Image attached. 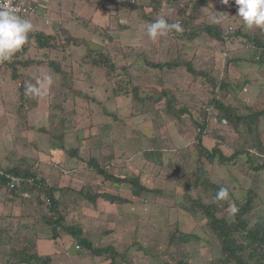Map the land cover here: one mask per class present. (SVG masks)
<instances>
[{
	"label": "trees",
	"instance_id": "trees-1",
	"mask_svg": "<svg viewBox=\"0 0 264 264\" xmlns=\"http://www.w3.org/2000/svg\"><path fill=\"white\" fill-rule=\"evenodd\" d=\"M34 1L38 3L37 0ZM98 1L104 3L106 0ZM109 1L117 2L115 0ZM135 1L137 2L133 7L131 6L133 3L126 4L127 7L129 9L141 8V16L143 15L145 18L146 14L142 13V8L152 5L154 9H157L154 3L159 4L160 2L159 0ZM178 1L182 2V7L188 8L191 5L192 10L202 6L205 2L204 0H169L168 5L170 7L175 6ZM146 3L150 5H146ZM182 7L179 8V13L176 17H164L168 23L179 22L184 31L182 33L172 32L167 37L158 40L160 41L158 50L165 51L163 61H152L150 56L143 51L137 53V56H134L137 58L132 61H126V54H124L123 59H117L116 55L106 52L108 45H105L104 39L109 37L113 48L112 51L117 50L115 45L118 44L117 35L120 36L119 32L114 38L115 35H111L107 27H102L104 28L101 29L103 34L99 35V37H94V40H92L86 35L76 34L68 26V23L75 22L77 27L88 30L90 24L86 21L87 18L80 17L76 13L69 16L63 13V16L50 17L49 23L53 33H46L40 30L31 32L28 42L10 61L2 63L0 71L5 73L6 81L14 89V92L18 94L22 105L26 103L23 100L27 98L24 88L25 83L33 76L39 74L41 66H46L48 71L58 74L59 87L57 91L48 97L46 125L42 126V130L47 132L49 138L54 141L59 138L65 139L69 134L70 130H67L66 125L68 120H70L66 117L67 103L78 97L88 98L93 104H100L105 100L115 102L116 97L119 96L126 101H130L129 116L131 117L136 114L139 116L150 114L152 119L166 117L168 122L175 119L179 120L183 118V115H188L195 126L194 142L199 145V147H195L194 154L197 168L188 174V178H186L181 167L178 165L176 168L172 167V159L169 158L166 162L167 174L171 178H176V182H181L184 178L188 179L190 183L182 185L184 189L190 187L193 190H198L201 188L204 192V197L211 200L205 202L202 198L198 199L200 197H193L191 193H185L186 195L183 198L189 200V203H183L184 209L190 213L200 210V214L208 219L210 229L219 239L220 251L223 257L216 264H264V203L256 187H249L253 191L248 189L244 202L241 204L235 203L239 211L235 215L231 213L228 215L227 210L230 212V207L227 202H214L213 198L217 192H209L211 186L215 187V189L218 188V190L220 187L211 185L205 177L201 181L198 178V172L202 171V162L212 164L214 163L213 161H218L226 165L233 163L236 158H242L243 161H253L257 158V151L259 150L256 148V142L251 145L248 137L254 138L253 133L257 130V120L264 115V105L263 109L252 112L245 101L241 103L234 99V102L231 103L224 100L217 95L219 91L227 94L228 85L222 82V78L218 79L215 75L210 76L206 69L195 67L194 60L197 62L198 59L196 57L182 59L189 52L193 54L192 52L195 51L198 45V42L194 41V39L200 34L194 25V13L185 12ZM226 9L227 6L225 5ZM41 10V8H38V14H40ZM44 10L45 13L50 11L49 8ZM42 13H44L43 10ZM223 17L225 24L222 23L219 28L216 24H204V27H202L204 30L203 34H206L215 40L216 44L220 45L244 39L241 42L244 43L242 47H246L250 53L248 60L258 65L259 73L264 77V35L254 37L252 33L249 35L240 30L239 26L236 27L234 25L236 17L229 15V13H223ZM25 18L28 17L25 16ZM139 21L143 22L142 18ZM149 21L153 22L154 19ZM96 26L95 24L93 25V32L94 29L101 28ZM118 27L120 28L119 31L131 29V24L126 22L125 24H119ZM209 50L213 52V48ZM168 54L176 57L172 59V56ZM239 59L241 58H230V61H238ZM72 63L77 64L76 69H73L74 65ZM180 66H184L187 73L197 75L203 79L209 76L210 87L207 88L206 86V94L208 92V96L203 100L202 104L198 101L197 109L194 107L195 104L189 107L183 105L182 100L177 101L179 95L176 94L181 89L176 88L171 91L169 89L171 81L168 78L162 79L160 76L156 78L153 75L154 69L166 72L176 70ZM227 66L228 63L224 65V69H227ZM93 79H98L100 86L104 87L105 95L103 98L96 94L88 97L87 93H94L95 91L93 90L95 88L94 82H92ZM84 80L87 81V85H81ZM200 86L205 87L203 84H200ZM101 92L103 93V90ZM200 105L201 107L198 109ZM197 110L204 114V118L193 114V111ZM111 119L116 124H119L120 120H122L116 114L111 115ZM210 119H214L217 125H225V127L244 137L242 145L233 150L231 149L230 152L228 150L225 151L223 140L219 136L213 135V147L210 149L206 147L201 137L202 134L207 133ZM121 122L124 123L123 120ZM221 127L224 128L223 126ZM219 130H214L213 134L217 131L219 132ZM217 138L220 140L219 142ZM150 139H152V142L154 140L155 143L158 141L156 137H150ZM168 139H170L168 141L170 144L167 146H162L161 141L155 145V156L153 153L149 154L142 151L148 146L140 148L138 151L140 150V152L145 154L144 158L146 160L148 159L161 165L164 160L162 150L165 148L172 150L174 147L173 138L169 135L164 137L165 141ZM115 140L114 138L113 141L116 142ZM70 149L72 151H68ZM70 149L68 148L65 151L77 154L79 148L73 147ZM148 149L146 150L148 151ZM85 151L88 157L80 159L86 162V171L92 172L100 178L95 180L96 177L92 176L93 179H87L75 192L69 191L71 188L64 189L48 181V178L43 174L39 157L22 155L12 165L6 167L7 171L21 175L25 180L16 192L6 187L4 178L0 177V185L17 197L20 202H23L19 216L0 215V245L8 246L7 256L0 257V264H56L52 262L50 256L37 253L35 241L39 232L51 235L54 241L62 233H67L73 237L76 245L79 246V253H90L96 257L110 260V264H119L116 261L119 256L120 259H124L123 255H119L113 245L97 246L92 243L91 240L83 236L82 227L69 221L67 215L76 206V201L78 200H87L95 203L100 199L114 204H123L136 201L141 192H149L150 188L141 184L139 176L136 174L122 175L116 172L114 170V160L116 158L114 153H100V156L97 157L93 156L88 148H85ZM151 157L155 158L151 159ZM258 167L263 169L264 163ZM56 168L60 170L62 165L57 163ZM179 170L181 171L180 176ZM29 177H31V181H28ZM104 182H108V185L103 186ZM122 185H126L131 197H125L122 194L124 191H113L111 189L113 186L119 187ZM24 191L28 194V197L22 196L20 199L15 194ZM71 196H75L76 201L71 202ZM220 213L222 214L218 215ZM178 235L172 233L167 242L168 246L177 245L179 242L181 244L186 243L192 237L188 233ZM251 258L254 259L250 261ZM211 260H214V258ZM172 264H187V260H174ZM208 264H213V262L210 261Z\"/></svg>",
	"mask_w": 264,
	"mask_h": 264
},
{
	"label": "rangeland",
	"instance_id": "rangeland-1",
	"mask_svg": "<svg viewBox=\"0 0 264 264\" xmlns=\"http://www.w3.org/2000/svg\"><path fill=\"white\" fill-rule=\"evenodd\" d=\"M39 1L41 2L39 7L44 13H41V10L39 15L28 18L31 19L35 26L34 30H42L44 26H48L47 21H45L46 16H44V9L48 7L47 6L44 8L45 1H48V4H51L53 8H49V10L52 11H49L47 14H45L47 17L50 14L52 17L56 13L59 14L56 16H63V13L69 16L73 13H76L80 17L83 16L93 18L97 22L101 23L96 26L101 28L94 29V32V24L91 23L90 19L86 20L90 24L88 30H83L82 28L77 27L75 22H71L70 24L68 23L70 29L74 30L76 34L86 35L87 37H90L92 40H94V37L96 38L103 34L101 29H104L102 28L104 26H107V30L110 31L111 35H115L114 38H116V34L119 32L120 36L117 35L118 44L115 45V49L117 50L112 51L113 48L109 37L104 39L105 45H108V50L106 49V52L116 55L117 59H123L124 54H126V61L134 60L137 57L133 56H137V53L143 51L141 45L132 46L128 43L134 41H146L149 39L145 33V26L147 23H150L149 20L154 19L155 21L161 16L176 17L179 13V8L182 7V2L179 1L175 3V6L170 7V5H168L169 0H159V4L154 3L157 9H154L152 5L144 6L142 8V13L146 14L145 18L143 15L141 16V8H126V6L130 3H133V5H131L133 7L137 2L135 0H115L117 1L116 3H113L109 0H106L104 3L99 2L98 0ZM204 1L205 2L202 6L194 10H192L191 5L188 8L182 7L185 12H191V14L194 13V25L198 33H200L194 39V41L198 42V45L196 46L195 51H191L193 54L189 52L182 59L196 57L198 59L197 62L194 60L195 67L206 69V72L210 76L215 75L218 77V79L222 78V82L228 85L227 94H224V92L221 93L219 91L217 95L222 97L224 100H227L231 103L234 102V99L240 101L241 103L245 101L252 112H257L260 109H263L264 77L260 75L258 65L248 60L250 53L246 47H242L244 46V43L241 42L244 41V39L235 41L234 43L228 42L225 45H220L216 44L215 40L211 39L206 34H203L204 30L202 27H204V24H216L212 22V14H215L221 20V23L216 24L218 28L221 27L220 25L225 22V20H223V13L225 12L236 17L234 25L238 27L237 25L239 18L235 16L237 11L236 6L229 3L226 5L227 9L225 10V4L222 3V0ZM146 5L150 4L146 3ZM130 10L131 14L134 15V20L131 22L133 24L130 23L131 28L135 27V25L138 23L137 19L142 18L143 22H139L134 29L119 31L120 28L118 25L125 23L122 21H125V18L128 16V14H130ZM239 28L249 35L252 33L254 37L264 35V30L260 28L254 27L252 29H247L240 26ZM105 41H109V43H106ZM212 48L213 52H210L209 49ZM173 57L176 56L173 55L172 59ZM237 57H240L241 59L238 61H230V58L236 59ZM227 63V69H224V65ZM72 64L74 65L73 69H76L77 64ZM41 72L43 73V68L41 69ZM50 73L53 74L55 80V84L50 92V95H52L58 90L59 81L57 73ZM153 75H155L156 78L160 76L162 79L168 78L170 80L168 73L162 72V70L160 71L159 69H154ZM176 76V82H173L171 78L172 81H170L172 83L170 82L169 89L174 91L176 88H180L181 90H179V92L176 94L180 97L177 98V101L179 102L182 100V104L189 107L195 104L194 107L197 109L199 105L198 101H200L202 104L203 100L208 96V92L206 94V86L207 88L210 87L209 76H206V78L203 79L197 75L187 73L184 66H180L178 69H176ZM97 80L98 79H93L92 82H94L93 85L95 86L93 90L95 91L94 93H87L88 97H91L93 94H96L100 98L104 97V87L100 86ZM200 84L205 85V87L200 86ZM81 85H87V81L84 80ZM101 90H103L104 94L101 92ZM7 103L8 105L6 106H9V102ZM121 103L120 97H117L116 102L105 100L100 104H93L92 101L84 97H78L77 99L69 101L67 103L68 110L66 113V117L70 119L66 124L67 130H70L68 137L65 140L63 138L55 140L56 142H62L64 144L62 147L63 150L73 147L79 148L77 154L73 155V158H75V160L77 159V161L80 158L86 159L88 157L86 156L87 154L85 148H88L91 154L97 157L100 156V153H114V155H116L114 160V170L116 172L122 175L136 174L139 176L140 183L150 188L149 192H141V195L136 198L137 202H133L128 206L118 207L126 212L129 211V213H135V215H148V221H146V218L138 221L135 215L132 217L133 220L130 222L131 225H134V227H132V242L128 243V240L121 241L118 238H114L115 240L113 243L116 246V250L119 252V255L122 254L124 257L122 260L118 255L119 257H117L116 261L119 264H165L168 262L172 264L174 260L179 259L185 261L187 260V264H208L210 261H212L213 264H216L220 262L223 257L220 251L219 239L217 238V235L210 229L208 219L200 214V210L190 213L187 212L184 209L185 206H183V203H189V200H185L186 198H183L187 193H191L193 197H200L198 199L202 198L205 202H209L211 200L204 197V192L201 190V188L198 190H193L190 187L184 189L182 186L190 183L186 178H188V174L197 168V162L194 159V154L196 149L195 147H199V145L194 142L195 126L190 121V117L188 115H183V118L179 120L175 119L167 123H163L161 120L167 119L166 117H156V119H152L150 114L147 116H139L136 114L135 116H132L128 119L131 103H129L128 106H125L124 104L122 105ZM10 105L13 106V103ZM114 105L117 107L114 108ZM200 107L201 105L198 109H200ZM110 114H116L120 119L123 120L124 123H122L120 120L119 124H116L111 119ZM193 114H197V116L204 118V114L199 110L193 111ZM45 118L46 115L41 114L38 111V114L36 115V120L38 123H36V126L42 124ZM34 119L33 121H35ZM11 120L13 122V129H15L16 126L19 128L21 127V123L20 121L17 122L15 114L12 115ZM257 122V130L253 133L254 138L252 139L251 137H248L249 143L251 145H254L253 142H256V148L259 150L257 151V158H255L253 161H243L242 158H236L233 163L226 165L221 164L218 161H213L214 163L212 164L202 162V171L198 172L199 181L205 177V179L209 180L211 185L220 188H228L231 197V199L227 201L229 207L232 202H238L239 204L243 203L248 189L253 191L249 187L253 186L256 187V190L259 192V195L263 199L262 201L264 203V167L263 169L258 167L260 164L264 163V115L259 117ZM221 126L217 125L214 122V119L209 120L207 133L202 134L201 137V139L203 138L205 140L204 144L209 147V149L212 148L214 145V135L219 136L223 140L225 143L223 145L225 151L228 150L230 152L231 149L233 150L236 147H240L244 141V137L240 136L237 132H233L232 129L225 127V125ZM216 129L220 130L219 132L217 131L213 134V131H216ZM223 129L224 131H222ZM5 132L6 128L0 129V141H2L4 146L9 149L12 146V141H18L19 138L17 137L18 135H13L11 138V135ZM18 134L21 135V137H24L22 136V131H19ZM167 135L173 138L174 147L172 150L167 148L162 150L164 156L162 164L159 165L158 163H153L148 159L146 160L144 158L145 154H143V152L149 154L153 153L155 156L156 149H154V147L158 142L161 141L162 146H167L170 144V142H168L170 139L167 141L164 140V137ZM25 136H27L26 138H34L36 144L41 145L48 144V142L52 139L49 138V134L47 132L42 130L34 131V129L28 131ZM73 136L76 137L75 141L69 139ZM150 137H156L158 141L155 143L153 140L152 142ZM114 138L116 139V142L113 141ZM219 141L220 140H218V142ZM50 143V150L55 151L56 146L53 144V140H51ZM143 147H147L146 149H148V151L146 149H143V152H140V150L138 151V149ZM32 148V146L28 147L24 154H33L34 148ZM58 149L60 150V148ZM68 151L72 150L70 149ZM21 152H23V148ZM62 153L65 155L64 161L66 162V165L68 167L74 166L75 161H69L67 156L68 153ZM42 155L43 154H41V156ZM154 158L155 157H151V159ZM169 158L172 159L171 164L173 168H176L178 165L184 171L186 178L182 180L180 179L181 182H176V178H171L167 174L168 169L166 162ZM41 160L43 161V158H41ZM85 163L86 162L84 160L80 159L79 164L75 165L76 171H78V167L81 166L82 170L79 174V177L84 180L83 182L87 181V179H93L92 176L96 177L95 180L100 178L92 172H87L85 169ZM40 166L44 171V165ZM71 171L74 172V170ZM180 172L181 171L179 170V176ZM53 184L58 186L56 182ZM78 184L79 186H64L63 188H71L69 191L75 192L73 189H75V187L80 188L82 181H79ZM106 185H108V182H104L103 186ZM214 191L217 192L218 188L215 189V187L211 186L209 192L212 193ZM74 197L75 196L70 197L71 202L76 201ZM77 204L78 202L76 201L75 207L78 206ZM75 207L73 208L74 210ZM195 213L197 216L194 215ZM222 213L218 215H221ZM227 213L230 215L229 210H227ZM187 214H189L188 216L192 217L193 219L190 222L191 224L184 221V216ZM142 226L144 227L142 228ZM176 227H178V229H176ZM172 233H176L177 235L188 233L191 234L192 237H190L189 241L186 243L181 244L179 242L177 245L168 246L167 242ZM178 236L175 237L178 238ZM212 258H214V260H211ZM253 259L254 258H251L250 261Z\"/></svg>",
	"mask_w": 264,
	"mask_h": 264
},
{
	"label": "crops",
	"instance_id": "crops-1",
	"mask_svg": "<svg viewBox=\"0 0 264 264\" xmlns=\"http://www.w3.org/2000/svg\"><path fill=\"white\" fill-rule=\"evenodd\" d=\"M37 1L39 5H41V2L39 0ZM58 1H61V0H58ZM46 7L51 8L52 5L51 4L49 5L48 1H45L44 8ZM126 8L128 7L126 6ZM45 14H44V16H46L45 21H47L48 26L47 25L44 26L42 30L40 31L49 33V30H50V32L53 33V29L51 28V24L49 23V20L53 16L58 15V13L54 14L52 17H51V14L48 15V17ZM85 18L90 19L91 23L95 25L101 24L93 18H88V17H85ZM133 20H134V15L131 14V10H130V14H128V16L125 18V21L127 23H131ZM137 20L139 23L140 22L139 19ZM138 23L135 25V27L138 25ZM104 27H107V26H104ZM135 27H132L131 29H134ZM128 44H131L132 46L141 45L143 52L147 53L150 56V59L152 61H155V62L163 61L164 59L165 51L158 50L160 47V41L153 42L150 39H148L146 41L129 42ZM129 61H132V60H129ZM42 68H43V73L41 72ZM166 72L168 73L170 80L172 78L173 82H176V79H177L176 70L166 71ZM44 73H50V71H48L46 66H41L39 74L33 76L30 80L35 82V77L40 76ZM48 97H46L43 101H40L38 99L30 98L29 96H27V98L23 100L24 103L25 102L26 103L22 105L20 103V98L18 94L14 92V89H12L11 85L6 81L5 73L0 71V129L6 128L5 133H8L9 135H11V138L13 137V135L15 136L18 135L17 137L19 138L18 141L16 140L12 141V146L9 149L4 146L2 141H0V148H1L0 149V164L5 167H7L8 165H12L13 162L18 160L20 156L22 155L39 157L40 165H44L43 166L44 171L42 170L43 174L45 175L46 178H48L47 179L48 181H50L51 183L56 182L59 187L79 186L78 182L82 181L83 183L84 180L81 179V177H79L80 176L79 174L82 170L81 166H79L78 171H76L75 165L79 163V160L77 161V159L75 160V158H73V155H76L74 152L68 153L67 155L70 162H72V160L73 162L75 161L74 166L68 167L66 165V162L64 161L65 155L62 153L64 152L66 154V151L62 149L64 145L62 142H56L53 140V144H55L56 150L52 151L50 150L51 140L48 142L49 146L48 144L35 145L36 142L34 138L32 139L31 137L26 138L27 136H25L28 131L32 129H34V131L42 130V126L46 125V118H45L42 124L36 126V123H38L36 120V115L38 114V111L41 114L46 115ZM116 99H115V102H116ZM120 100L122 102L121 104L122 105L124 104L125 106L126 105L128 106L130 103V101L127 102L121 97H120ZM7 102H9V106H6L8 105ZM11 103H13V106L10 105ZM116 107L117 106L114 105V108ZM13 114H15V118L17 122L20 121L21 123L20 128L17 126L15 129L12 128L13 122L11 120V117ZM129 114H128V119L131 118ZM147 115H144V116H147ZM33 119L35 121H33ZM162 121L167 123V119L165 120L162 119ZM19 131H22L23 133L22 136L24 137H21V135L18 134ZM67 137L68 135L65 137V139H67ZM74 139H76V137L73 136V139L71 140L74 141ZM202 142L203 144L205 142L203 138H202ZM31 146L34 148V149L32 148L33 154H27V153L24 154L26 149ZM22 148H23V152H21ZM58 148H60V150ZM41 154L43 155L41 156ZM41 158H43V161L41 160ZM57 163H60L62 165V168H60V170L56 168ZM71 170H74V172ZM77 189L78 187H75V189L73 190H77ZM111 189L114 191L116 189H119L120 191H124L122 194L125 197H131L130 192L127 189L126 185H122L119 187L113 186ZM15 194L21 199L22 197L21 194H18V193H15ZM77 202H78L77 204L78 206L75 207V210L74 209L71 210V212L67 215V218L72 223L79 224L82 227L83 236L91 240L92 243L98 246L113 245V247L116 248L115 244L113 243L115 240L114 238H118L121 241L128 240V243L132 242L131 240V237L133 236L132 227H134V225H131L130 222H132L133 220L132 217L135 215V213H129V211L126 212L123 209H120L118 207L131 205L133 202H137V200L136 201L134 200L128 203H123V204H114V203L106 202L100 199L95 203H92L87 200H78ZM22 206H23V202H20L17 197L13 196L12 193L8 192L4 186L0 185V215L19 216L21 214ZM189 214L184 216V221L190 223L193 219L192 217L188 216ZM194 215L197 216L196 213ZM135 216L138 221L145 219V218H146V221H148V218H147L148 215L141 216L139 214ZM35 243H36L37 253L39 255L50 256L52 259V262L56 264H110V260L96 257L90 253H86V254L79 253L78 251L79 248H76V243L73 237L67 233H62L60 237H58L57 240L54 241L51 235L43 234L39 232ZM7 253H8V246L0 245V257L1 256L6 257Z\"/></svg>",
	"mask_w": 264,
	"mask_h": 264
},
{
	"label": "clouds",
	"instance_id": "clouds-1",
	"mask_svg": "<svg viewBox=\"0 0 264 264\" xmlns=\"http://www.w3.org/2000/svg\"><path fill=\"white\" fill-rule=\"evenodd\" d=\"M222 3L227 5L230 0H222ZM231 3L237 8L235 15L239 18L237 26L247 29L255 27L264 30V0H231ZM28 18L22 15V9L15 3V0H0V64L10 61L28 42L29 34L34 31L35 27L31 19ZM122 22L126 23V21ZM212 22L219 24L221 20L215 14H212ZM183 31L184 29L179 22L168 23L162 16L153 22L147 23L145 26V33L153 42L167 37L172 32L182 33ZM105 42L108 43L107 41ZM54 84L53 74L44 73L35 77V82L29 80L25 83V95L43 101L50 95ZM18 193L22 195L25 191ZM230 199L228 188L221 187L213 201L227 202ZM238 211V207L232 202L230 213L235 215ZM76 248H79V246L76 245Z\"/></svg>",
	"mask_w": 264,
	"mask_h": 264
},
{
	"label": "built area",
	"instance_id": "built-area-1",
	"mask_svg": "<svg viewBox=\"0 0 264 264\" xmlns=\"http://www.w3.org/2000/svg\"><path fill=\"white\" fill-rule=\"evenodd\" d=\"M15 3L21 7L22 15L26 17H34L38 15V8L39 5L34 0H15ZM231 28V27H230ZM2 64H0L1 66ZM0 177L4 178L5 186L8 187L10 190L18 191L22 186L25 178L21 175L14 174L10 171H7L6 168L0 165ZM39 177V176H38ZM28 181H31V177H29ZM23 196H27L28 194L22 193Z\"/></svg>",
	"mask_w": 264,
	"mask_h": 264
}]
</instances>
